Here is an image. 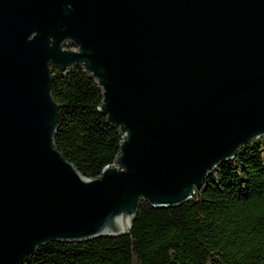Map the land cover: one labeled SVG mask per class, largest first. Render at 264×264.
<instances>
[{
	"label": "water",
	"instance_id": "95a60500",
	"mask_svg": "<svg viewBox=\"0 0 264 264\" xmlns=\"http://www.w3.org/2000/svg\"><path fill=\"white\" fill-rule=\"evenodd\" d=\"M73 65L124 137L93 178L53 146L49 69ZM261 137L264 0H0V264L125 235Z\"/></svg>",
	"mask_w": 264,
	"mask_h": 264
},
{
	"label": "trees",
	"instance_id": "16d2710c",
	"mask_svg": "<svg viewBox=\"0 0 264 264\" xmlns=\"http://www.w3.org/2000/svg\"><path fill=\"white\" fill-rule=\"evenodd\" d=\"M49 70L58 107L53 146L84 177H97L117 164L124 137L99 110L102 90L81 66ZM22 264H264V137L214 168L188 201L169 208L140 201L127 234L49 242Z\"/></svg>",
	"mask_w": 264,
	"mask_h": 264
},
{
	"label": "rangeland",
	"instance_id": "374dc122",
	"mask_svg": "<svg viewBox=\"0 0 264 264\" xmlns=\"http://www.w3.org/2000/svg\"><path fill=\"white\" fill-rule=\"evenodd\" d=\"M65 43H67V42H65ZM72 49H74V47H72Z\"/></svg>",
	"mask_w": 264,
	"mask_h": 264
}]
</instances>
